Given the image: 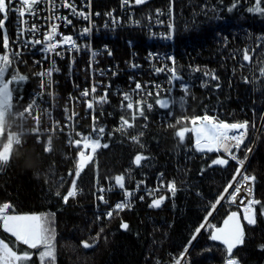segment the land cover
I'll list each match as a JSON object with an SVG mask.
<instances>
[{"label":"trees","instance_id":"obj_1","mask_svg":"<svg viewBox=\"0 0 264 264\" xmlns=\"http://www.w3.org/2000/svg\"><path fill=\"white\" fill-rule=\"evenodd\" d=\"M115 2L101 0L99 4L107 7ZM233 3L234 0H147L145 4L135 5L141 19L156 9L164 13L172 11L174 39L170 43L149 45L142 38L143 30L126 29L124 34L134 35L133 46L141 51L154 47L173 53V69L179 79H173L175 87L167 85L158 92L159 96L145 94L133 112L120 107L119 99L111 101L104 111L107 133L99 139L101 147L80 172L79 193L67 204L62 197L70 189L71 181L76 179L74 174L81 153L78 147L68 144L59 134L57 139L53 137L52 148L45 151L44 137L37 141L34 135L28 134L10 149L9 161L0 168V206L8 203L10 213H40L45 219L51 218L56 231L55 264H174L194 230L212 213L213 205L239 168L236 161L219 151H200L194 146L192 121L205 115L214 121L247 122V135L239 156L244 157L251 149L244 172L255 177L253 199L261 203L253 206L256 223H243V243L232 251V258L237 264H264V249L261 248L264 245V208L261 207L264 205V76L261 75L264 14L247 10L255 0H240L238 7L229 11ZM261 7L264 8V3ZM4 16L0 14L3 21L0 51L5 49L4 37L9 41L13 32L12 6L6 19ZM121 39L111 47L108 75L113 73V58L130 60L126 53L133 37ZM245 52L250 61L243 60ZM135 59L143 63L141 52ZM24 68L25 80L11 84L15 109L21 108L36 85L35 74ZM121 68L123 74L130 71L137 74L146 88L144 78L152 87V81H158L162 75V72L150 70L149 77L141 76L147 74L143 71L145 66L132 72L129 62H122ZM213 75L216 79H212ZM164 76L166 84L169 72ZM77 79L81 88L83 80ZM183 82L187 84V92L182 88ZM160 98L169 100L170 106L161 108L157 103ZM83 108L81 103L80 109ZM3 112L0 148L5 139L7 119V113ZM120 113L129 124L117 123ZM75 123L74 130L83 129L78 121ZM185 129L184 138L180 139L177 132ZM104 144L108 147H103ZM138 154L143 157L139 165L135 163ZM218 158L227 159L228 163L212 165ZM118 175L124 177L126 188L143 181L141 188L158 183L161 191L144 195L143 199L137 195L124 210H115L112 205L120 194L109 192L107 201L102 202L97 199V189ZM168 180L175 183V194L167 189ZM160 197H165L161 207H149L153 199ZM108 209L113 212L110 218L106 215ZM232 211L240 212L236 206L221 202L209 222L218 226ZM122 222L128 224L127 230L121 228ZM210 234L211 230L204 228L193 242L188 252L190 264H222L225 261L226 247L212 241ZM0 240L17 255L29 254L30 259L15 261V264H53L48 258L42 262V245L31 248L5 232L1 219ZM82 241H88L92 247L85 249Z\"/></svg>","mask_w":264,"mask_h":264},{"label":"built area","instance_id":"obj_2","mask_svg":"<svg viewBox=\"0 0 264 264\" xmlns=\"http://www.w3.org/2000/svg\"><path fill=\"white\" fill-rule=\"evenodd\" d=\"M65 2L66 0H41L40 3L34 6V15L26 14L24 17H20L16 10L20 7L19 0H14L13 32L7 47L0 51V57L8 56L10 60L4 75L6 77L5 81L13 80V77L23 76L22 68L26 67L24 70L29 68L35 74L36 85L21 108L15 109L13 100H11L12 107L5 111L7 113L5 143L10 139L15 142L19 140L20 142L24 136L31 134L36 137L37 141L44 137L45 148L50 146L51 149L53 137L56 136L57 139L58 135L62 134L68 144L72 143L73 146L78 148L82 146L83 150L81 151H86L88 148L84 147V137L95 139L103 137L107 133L104 111L112 100L119 99L120 107H125L133 112L136 107L140 106L143 97H146L145 94L158 93L164 90L167 85L171 88L175 87L171 71L174 60L173 53L154 49V47L141 51L133 46L135 43L134 35L124 34L126 29L143 30L142 38H145V42L149 45L170 43L174 39L172 11L164 13L162 9H156L153 14L141 19L134 3L131 6H125L122 4V0H116L115 3H110L107 7L99 4L101 0H67V3L75 8V13H73L72 8L63 6ZM157 10H160L159 15ZM79 13L85 15L82 16ZM85 16H87V19ZM68 20L71 23H68ZM33 25L35 31L31 30ZM53 25L56 26L57 32L53 39L55 42L60 43V46L54 50H46L47 44L51 41H44V36L50 32ZM85 28H90L91 31L86 36H82L81 33ZM64 36H71L79 50L73 49L70 44L62 43ZM123 36L133 37L132 41L129 39L131 41L130 50L126 53L130 60L126 61L125 58L123 60L118 56L115 59L113 58V61H111L113 73L108 75L107 71L110 70L108 59L112 58V46L117 40H122L121 37ZM36 40L44 42L36 44ZM93 52L96 53L95 56L92 55ZM109 52L111 55H109ZM139 52H141L143 63L135 59L139 58ZM13 53L16 55H13ZM150 53L153 55L150 56ZM121 61L123 63L129 62L132 72L145 66L143 71L147 74H140L141 76L149 77L150 70L154 73L157 69H160L157 72H162V75L158 81H152V87L149 86L150 81L144 78L143 82L147 88L142 86L137 89V83L142 85L141 79L131 71L123 74ZM52 68L55 70L50 78L42 75ZM168 72L169 82L165 84L166 77L164 74ZM76 77L83 80L81 88L78 86ZM181 84L182 88L187 86L184 82ZM58 86L61 87V90ZM94 86L95 92H92ZM75 90H78V92L74 93ZM85 90H88V96L82 95ZM125 94L130 97V101L124 99ZM64 95L69 99L68 101ZM101 97H106V102L100 103ZM75 102L78 105H75ZM80 102L84 104L82 110L80 109ZM90 102L93 104L92 109L87 106ZM129 102L133 103L131 109L127 107ZM33 103L35 106L32 108L31 113L25 114L28 106ZM77 108L78 110H76ZM101 108H104V110H101L102 115L98 112ZM78 113H81L82 116L77 117ZM77 121L78 125L83 126V129L74 130ZM121 121L124 122L121 117H118L117 123L122 124ZM87 123L88 125H86ZM37 128L39 129L38 132L36 131ZM100 128L104 129L103 133L99 132ZM75 133L81 135L77 136ZM240 133H243V136ZM229 135H236L237 139L243 141L246 130L238 129L230 132ZM76 140L81 141L79 146L74 143ZM203 144L205 143L202 139L201 145ZM228 144L232 148L235 141L228 142ZM219 150L222 151V145L219 146ZM244 176L252 177L249 173L243 175V181L240 185L241 192L237 195V201H235L238 207L246 206L247 201L253 199L254 194L253 181H245ZM106 182V184L99 185L97 197L103 196L104 199L100 201L105 202L109 192L119 193L121 197L113 203V209L117 203L127 201V205H129L135 196L138 195L140 198L144 195L150 196L154 192L161 191L162 187L157 183L154 186L141 188L144 183L139 181L133 188H126L125 186L121 188L115 183V178L108 179ZM169 183H172V181L168 180L167 185ZM249 187L250 192L248 191ZM126 192H130L131 196L126 198ZM78 193L79 189L76 188V194ZM109 211L111 209H108Z\"/></svg>","mask_w":264,"mask_h":264},{"label":"snow or ice","instance_id":"obj_3","mask_svg":"<svg viewBox=\"0 0 264 264\" xmlns=\"http://www.w3.org/2000/svg\"><path fill=\"white\" fill-rule=\"evenodd\" d=\"M41 0H19L20 3V7L18 9H16L19 13L20 17H24L26 14H35V5L40 3ZM147 2V0H122V4L125 6H131L133 3L134 5H141V4H145ZM14 3V0H0V14H5L4 18L6 19V13L7 11L11 8L12 4ZM240 3V0H234V3L232 4V6L229 8V11H232V9L238 7ZM264 3V0H255V3L253 4V6L249 7L247 10L250 13H260V14H264V8L261 7V4ZM64 7H69L72 8L73 13L76 12L75 8L73 7V5H71L70 3L66 2L63 5ZM26 9V10H25ZM157 14H160V10H157ZM79 15L84 16V13H79ZM97 15H99V13H97ZM110 15V14H109ZM85 18L87 19V16H85ZM66 19V18H65ZM68 23H71L70 20L67 21ZM3 21L0 20V26H2ZM171 27V26H170ZM32 31H35V26L33 25ZM91 29L90 28H85L83 30V32L81 33L82 36H86L88 33H90ZM57 34L56 32V26L53 25L52 29L50 30V32L48 34H46L44 36V41H51V43L47 44V49L46 50H54L56 49L58 46H60V43L55 42L54 41V36ZM21 35H23V33H21ZM44 41L41 40H36L35 43L36 44H41ZM62 43H67L70 44L71 47L73 49L79 50L77 47L76 42L73 40V38L71 36H64L62 38ZM8 44V39L7 36L4 37V46L7 47ZM59 54V53H57ZM13 55H16L15 53H13ZM93 56L96 55L95 52L92 53ZM109 55H111V53L109 52ZM150 56L153 54H149ZM172 59V58H170ZM250 56L247 52H245L244 56H243V60L244 61H250ZM10 63L9 57L8 56H2L0 57V112L6 111L7 109L11 108V100H12V92L13 89H10V84H12L14 81H24L25 77L24 76H18V77H13V80H9V81H5L3 79L5 71L8 67ZM174 63V60H173ZM55 69H49L48 71H46L45 73H43L42 75H46L49 78L52 75V72ZM157 71H160V69H157ZM172 78L173 79H179V77L176 76L175 74V69H172ZM196 71H199V69H196ZM261 75L264 76V69H261ZM212 79H216V77L213 75ZM142 87L141 84L137 83L136 84V88L140 89ZM184 91L187 92V86H184ZM92 92H95V86L92 88ZM83 96H88L89 92L88 90H85L82 93ZM149 95H151V93H149ZM157 96H159V93H157ZM124 99L125 100H129L130 101V97L125 94L124 95ZM100 103L106 102V97H101ZM157 103L159 104V106L161 108H168L170 106V102L167 99H160L157 101ZM35 106V104H31L28 106L25 114H30L32 108ZM88 108L92 109L93 104L90 102L88 103ZM128 108H133V103L129 102L127 104ZM149 107H151V105H149ZM141 111V115H143V110L142 108L140 109ZM197 120H200L203 123V128L197 130V148L200 151H204L205 149L201 147V140L200 137H203L204 143L208 144L209 146L207 147V151L211 152L213 151V147L211 146L212 143H215L217 145L216 150H219V146L220 145H225V150H227V144L230 141H235V146L238 148L239 145L243 142L241 139H237L236 135H229V132L232 130H237V129H246L247 128V122H244L243 124H237V123H226V122H222V121H214L212 117L205 115L203 117H197L195 119H193L192 123H196ZM124 123L127 125L129 124V122L127 120L124 121ZM131 126V125H129ZM36 131L38 132L39 129L37 128ZM95 131V129H94ZM187 131L185 130H181L177 132V136L180 139L184 138V132ZM100 133L104 132L103 128L99 129ZM77 135H81V134H77ZM241 136H243V133H240ZM135 139V138H133ZM84 147L85 148H91L92 152H95V150L98 147H101L99 140L93 139L91 137H84ZM17 143H19V140H17ZM74 143L79 146L81 144L80 140H76L74 141ZM103 147H108L107 144L102 145ZM50 150V146L49 148H46L45 151H49ZM249 151H251V149H249ZM84 152L80 153V163L77 164V170L75 172V177L76 179H73L71 181V188L68 190L66 195H63L62 200L65 204H67L68 200L72 197H74L76 195V188H77V179L80 176V172L82 171V167L81 165L85 162L84 160ZM142 156L141 155H137L135 158V163L137 165L140 164L141 160H142ZM10 159V155L6 154H0V162L3 163H7ZM89 160H91V156L89 155L88 157ZM232 159H237L234 155L232 156ZM247 159V157L245 158ZM241 166H243L244 161H237ZM228 163L227 159H221L218 158L216 160L212 161V165H226ZM211 166V165H210ZM241 171L238 168L237 169V174L236 176L233 177V181L229 182V184L227 185V187L224 189V193L225 194H230L232 196L233 201L236 199V196L241 192V187L239 186H235V181L237 179V176L241 175ZM72 173H69V176H72ZM244 180L245 181H254L255 177H249V176H244ZM124 177L122 175H118L115 177V183L117 185H119V187L124 188ZM169 191H171L173 194H175V183H169L167 185ZM234 188V192L229 193V189ZM102 191V190H101ZM248 191L250 192L251 189L249 187ZM57 195H60V193H57ZM126 198L128 196H131L130 192H126L125 193ZM98 200H103V196H98L97 197ZM225 196L222 194L220 197V200L224 199ZM141 199H143V197H141ZM165 197H160L158 199H153L152 203L149 205V207L151 208H159L161 207L163 201H164ZM220 200H217L216 203H219ZM260 201H257L255 199H251L247 201V206L245 208L246 212L251 213V215L246 216L245 219L247 220L248 224H255L256 223V212L254 210V205L255 204H260ZM127 201L125 202H120L117 203L114 206L115 210H124L125 207H127ZM10 207V205L5 204L3 206V209H0V213H3L4 209H8ZM214 207V205H213ZM262 208H264V205H261ZM264 214V213H262ZM109 218L113 215L112 211H109L106 214ZM209 215H211V213H209ZM236 217V213H232V215L228 218L229 220H233ZM38 218L36 216H4V226H5V230L10 231L12 233L13 236L16 237V239L18 241H22L24 244L28 245L31 248H36L38 243H44L46 242L49 237L47 236V229H45L42 226H36L34 224H30V223H19L21 221H36ZM11 222V223H10ZM225 224H228V221H225ZM210 227L207 224V221H205L204 223H201L195 230L193 235L191 236L190 240L188 241V244L185 246L184 251L180 253V256L178 258H175L174 264H190V259L188 257V252L190 247L192 246L193 242L197 239L198 235L200 234L201 230L204 228ZM121 228L127 230L128 229V224L122 222L121 223ZM101 231H103V229H101ZM99 235V234H98ZM223 238V243L227 246V257L225 259V264H237V261H235L232 258V251L234 249V247H236L237 244H242L243 243V239H244V233L243 230L239 227V225H237L234 229L229 230L227 232V234L225 235V230L224 229H219L217 232H212L210 234V239L212 241H216V240H221ZM82 247H84L85 249L92 247V244L89 243L88 241H82L81 242ZM261 248L264 249V245H261ZM0 249H2V252H0V264H13V262L15 261H26L28 259H30V256L28 253H24L22 255H17V253L13 252L7 244H4L2 241H0ZM50 259L53 264H55V254L53 251V246L52 245H48V250L46 252L41 253V260L42 262L44 261L45 258Z\"/></svg>","mask_w":264,"mask_h":264},{"label":"rangeland","instance_id":"obj_4","mask_svg":"<svg viewBox=\"0 0 264 264\" xmlns=\"http://www.w3.org/2000/svg\"><path fill=\"white\" fill-rule=\"evenodd\" d=\"M12 10H13V4H12ZM13 19H14V13H13ZM13 25V24H12ZM173 28H174V24H173ZM174 33V32H173ZM173 66V68H174V64L172 65ZM177 70V69H176ZM177 73V71L175 72V74ZM5 75V74H4ZM3 79L4 80H6V77H3ZM14 86V85H13ZM10 87H11V84H10ZM162 94H165L164 92L162 93ZM160 99H164V98H160ZM159 99V100H160ZM119 117H121L123 120H125V117H124V115H122V113H120L119 114ZM4 118H5V113L4 112H0V135H1V132H2V127H3V120H4ZM146 119H148V117L146 118ZM145 122H147V121H145ZM223 122H225V121H223ZM227 123V122H226ZM229 124H232V123H229ZM237 124H243V123H237ZM203 128V123L200 121V120H197V122L194 124V123H192V125H191V132H192V134H193V143H194V146H196L197 147V139H198V136H197V130H199V129H202ZM238 130V129H237ZM246 130V129H245ZM4 131H5V129H4ZM234 131H236V130H232V131H230V132H234ZM229 132V133H230ZM6 134V133H5ZM246 135H247V131H246ZM101 137H97V138H95L96 140H99ZM245 138H246V136H245ZM245 138L243 139V141L245 140ZM203 139V137H200V140H202ZM100 143H101V140L99 141ZM231 142V141H230ZM234 143V142H233ZM243 143V142H242ZM241 143V144H242ZM15 144H17V142H15V141H13V139H10V140H8L6 143H5V140L3 141V144H2V146H1V148H0V154H3V155H6V154H9V152H10V149L13 147V145H15ZM241 144L239 145V147L237 148L236 146H235V144H233L232 145V148H231V146H230V144H227V150H225V145H222V151H220L219 150V152H221L222 154H224V155H227L228 157H230L231 159H232V156L234 155L237 159H233L234 161H244V163H243V166H241L238 162V164H239V169H240V171H241V173L244 175V174H246L245 172H244V167L247 165V163H248V160H249V157H250V152L251 151H249L248 150V152L245 154V156L244 157H240L239 156V149H240V146H241ZM209 145L208 144H203V145H201V147L202 148H204L205 150L207 149V147H208ZM211 146L213 147V149L216 151V148H217V146H216V144L215 143H212L211 144ZM79 150H78V152H82L81 150H83V147L82 146H80V148H78ZM85 151V150H84ZM83 151V152H84ZM91 151V148H88V150H86V152L84 153L85 155H84V157L85 156H87L88 154H89V152ZM96 151V150H95ZM94 153L95 152H93V154H92V156H91V158L93 157V155H94ZM247 157V159H245ZM78 160H79V157H78ZM4 163L3 162H0V168H1V166L3 165ZM77 164H78V162H77ZM76 172V171H75ZM237 174V173H236ZM239 175V176H237V179H236V181L234 182L235 183V186H239L240 187V185H241V181H243V175ZM236 176V175H235ZM239 177V178H238ZM74 178H75V174H74ZM233 181V180H232ZM231 181V182H232ZM107 183V182H106ZM105 183V184H106ZM232 192H234V188H232V189H229V193H232ZM223 195L225 196V198L224 199H222V200H220V202L219 203H216V205H214V208L213 209H215V207L217 206H219V204L221 203V201L222 202H226L227 204H230V205H233V206H236V204H235V201H237V199H235L234 201H233V199H232V196L230 195V194H225V193H223ZM237 197V196H236ZM241 198V197H240ZM5 204H8V203H3L1 206H0V209H3V206L5 205ZM9 205V204H8ZM247 206V205H246ZM246 206H243V207H241V206H236L239 210H240V212H241V214H242V217H243V221H244V223H246L247 224V220L245 219V217L246 216H249V215H251V213H249V212H246L245 211V208H246ZM216 207V208H217ZM214 211V210H213ZM5 215H7V216H36V217H38V218H41V219H38V220H36V221H21V222H19V223H30V224H34V225H36V226H42V227H44L45 229H47V236L49 237V239L46 241V242H44V243H38L37 245H42V250H41V253H43V252H46L47 250H48V245H52L53 246V251H54V254H55V246H56V243H55V237H56V231H55V226L51 223V218H49V217H46V219L43 217V214H40V213H10V212H8V209L6 210V209H4V211H3V213H0V219H1V227H2V229L5 231V232H7V233H9V234H11L12 235V233L10 232V231H7V230H5V226H4V216ZM212 215V214H211ZM211 215H209V217L205 220V221H207V224L210 226V227H207V228H205V229H207V230H213L216 226L214 225V224H212V223H210L209 222V220H210V217H211ZM204 221V222H205ZM11 223V222H10ZM250 225V224H249ZM203 230V229H202ZM201 230V231H202ZM13 236V235H12ZM15 237V236H14ZM1 241V240H0ZM22 242V241H21ZM0 252H2V249H0ZM41 253H40V257H41ZM47 258V257H46ZM234 259V258H233ZM49 260V259H48ZM235 260V259H234ZM13 264H15V262H13ZM222 264H225V261L222 263Z\"/></svg>","mask_w":264,"mask_h":264},{"label":"water","instance_id":"obj_5","mask_svg":"<svg viewBox=\"0 0 264 264\" xmlns=\"http://www.w3.org/2000/svg\"><path fill=\"white\" fill-rule=\"evenodd\" d=\"M92 154H93V152H92V150H91V151L89 152V154H88L87 156L84 157L85 162L81 165L82 169H83V167L87 164V162H89L88 157H89V155L92 156ZM80 159H81V158H80V156H79L78 163H80ZM221 202H222V201H221ZM216 207H217V206H216ZM216 207H215V209H216ZM215 209H213V210H215ZM213 212H214V211H212V213H213ZM212 213H211V214H212ZM232 213H236V217H235L233 220H229L228 218L232 215ZM225 221H228V224H225ZM243 223H244V221H243V217H242L241 212H239V211H232V212L228 213V214L224 217V219L221 221L220 225L216 226V227L211 231V233H212V232H217L219 229H224V230H225V235H226L227 232H228L229 230L234 229L237 225H239V227L243 230ZM223 238H224V237L222 236V239H221V240H216L215 242L224 245V246L226 247V249H227V246L222 242V241H223ZM237 245H238V244H237ZM237 245H236V247H237ZM236 247H234V249H235ZM234 249H233V250H234Z\"/></svg>","mask_w":264,"mask_h":264},{"label":"crops","instance_id":"obj_6","mask_svg":"<svg viewBox=\"0 0 264 264\" xmlns=\"http://www.w3.org/2000/svg\"><path fill=\"white\" fill-rule=\"evenodd\" d=\"M247 222V221H246ZM248 224V223H247Z\"/></svg>","mask_w":264,"mask_h":264},{"label":"bare ground","instance_id":"obj_7","mask_svg":"<svg viewBox=\"0 0 264 264\" xmlns=\"http://www.w3.org/2000/svg\"><path fill=\"white\" fill-rule=\"evenodd\" d=\"M240 194V193H239Z\"/></svg>","mask_w":264,"mask_h":264}]
</instances>
